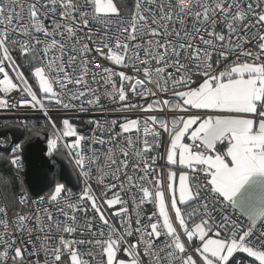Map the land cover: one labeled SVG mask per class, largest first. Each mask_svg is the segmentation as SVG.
Instances as JSON below:
<instances>
[{"label":"snow or ice","instance_id":"6c2138e0","mask_svg":"<svg viewBox=\"0 0 264 264\" xmlns=\"http://www.w3.org/2000/svg\"><path fill=\"white\" fill-rule=\"evenodd\" d=\"M104 99L138 115L81 135L73 115ZM17 108L44 114L82 187L0 206V264H264V0H0Z\"/></svg>","mask_w":264,"mask_h":264},{"label":"water","instance_id":"95a60500","mask_svg":"<svg viewBox=\"0 0 264 264\" xmlns=\"http://www.w3.org/2000/svg\"><path fill=\"white\" fill-rule=\"evenodd\" d=\"M86 127L85 122L83 127L78 126L77 129L83 132ZM6 137H9L10 143L21 141L23 145L21 150L24 162L22 178L30 196L36 197L48 191L54 185L55 165L51 160L58 165V179L70 189L78 187L77 174L65 152L60 150L64 155L58 152L52 157L45 153L47 136L44 132L30 130L25 133L24 128L20 125L5 123L0 128V150L8 152V145L5 143Z\"/></svg>","mask_w":264,"mask_h":264},{"label":"built area","instance_id":"2783aa9c","mask_svg":"<svg viewBox=\"0 0 264 264\" xmlns=\"http://www.w3.org/2000/svg\"><path fill=\"white\" fill-rule=\"evenodd\" d=\"M46 23H48V22L46 21ZM177 27H179V25H177ZM116 70L119 71L120 70L119 67H117ZM92 86L93 87H96L95 85H92ZM138 102L139 103H144V100H140ZM102 104H103L104 110H101L99 108H96V109H93V110L88 111V112H85V113H76V114H74L73 117L80 118L81 121H82V123L79 124L78 126L79 127H83L84 126V123L87 122L89 119H96V120H100V121H104V120H109L110 121L112 119L123 120L124 118L133 119V118H136V116L138 115L135 112L118 113V112L112 111V108L115 107V105L111 104V102L109 100H107V99H104L102 101ZM50 115L53 116V117H55L56 113L55 112H52V113H50ZM1 120L5 121L6 123H12V124L20 125L21 127L24 128V130L29 127V124L32 121H35V122L40 121L41 123H43L45 121L47 122V120L45 119V116H44V114L42 112L37 111L35 109H30V108L0 109V121ZM57 123L59 124V121H57ZM25 125H27V126H25ZM78 126H76V127H78ZM92 127L93 126H87L83 132H80V134L81 135H88V134H90L91 131H92ZM117 130H118V126H117ZM44 133L48 137V135L50 133V126H49V124H48L47 131L44 132ZM97 135H99V133ZM133 139H135V136H133ZM5 143L8 145V153L11 156V149L17 143H10L9 137H6ZM18 143H21V141L18 142ZM45 146H46V152L45 153L47 154V138H46V141H45ZM85 147H87V145H85ZM95 147L97 149H100V145H95ZM61 150H63L65 152V154H66V150H64L63 148ZM18 154L21 155L22 166H21L20 169H17L13 165L12 166L19 173V176H20V175H22V173L20 174V172H23V170H24V162H23V157H22L21 152L18 153ZM163 163H164V161H160L159 162V164H163ZM159 164L157 165V167L159 166ZM72 167H73V164H72ZM73 169H74V167H73ZM74 171H75V169H74ZM76 174H77V172H76ZM77 178H78V176H77ZM81 187H82V182L78 179V187L76 189H71V190L74 193L79 194V192L81 190ZM93 189L97 193H99L101 191L97 187V185L95 184V182H93ZM46 194L47 193L44 192V193H42V194H40V195H38L36 197H32L29 194L28 195L29 198H30L29 199V204L27 205V208H26V210L24 212L32 211L36 207V205H32L31 204V201L32 200H38L40 196H44ZM129 199H130V197H129ZM4 205H6V203L3 200L2 195L0 194V206H4ZM147 210H149L150 213H151L152 206L151 205H146L144 207V210L141 212V215L142 216H146ZM112 211H115V209H111V210L106 209L105 210V215L108 216L109 219L112 220L117 226H119V224H120L119 218L118 217L117 218H113L111 216V212ZM13 215L14 214L10 213V211H9V218H11ZM144 222L147 223L146 219H145ZM33 239H35V236L33 237ZM41 258H43V257H41Z\"/></svg>","mask_w":264,"mask_h":264},{"label":"trees","instance_id":"16d2710c","mask_svg":"<svg viewBox=\"0 0 264 264\" xmlns=\"http://www.w3.org/2000/svg\"><path fill=\"white\" fill-rule=\"evenodd\" d=\"M5 123V121L1 120L0 128ZM47 128L48 122L46 121L43 123H41L40 121H32L30 122L29 127L25 129V133L30 130L46 132ZM9 161L10 154L5 150H0V194L2 195V198L5 201L10 213L15 214L17 210L25 211L27 208V206H25L23 209L20 208V205L17 202L19 194L21 193V191H24L29 195V192L27 191V188L24 184L22 175L19 176V173L14 169V167L10 164ZM51 162L55 165V182L56 180H58L57 164L53 160H51ZM21 173L22 172H20V174ZM65 187L69 189L67 186ZM49 191L50 189L46 191V193H48ZM149 214L150 211L147 210L146 216Z\"/></svg>","mask_w":264,"mask_h":264},{"label":"rangeland","instance_id":"374dc122","mask_svg":"<svg viewBox=\"0 0 264 264\" xmlns=\"http://www.w3.org/2000/svg\"><path fill=\"white\" fill-rule=\"evenodd\" d=\"M72 123H73L74 125L78 126L79 124H81V123H82V121H81V119H80V118L73 117V119H72ZM57 172H58V165H57ZM56 183H62V184H64V183H63V182H61L59 179H58V180H56V181L54 182V185H55ZM54 185H53V186H54ZM240 256H246V254H243V253H241V255H240ZM249 259H251V258H249ZM257 264H258V262H257Z\"/></svg>","mask_w":264,"mask_h":264},{"label":"crops","instance_id":"0c3cea01","mask_svg":"<svg viewBox=\"0 0 264 264\" xmlns=\"http://www.w3.org/2000/svg\"><path fill=\"white\" fill-rule=\"evenodd\" d=\"M177 183H178V177H177ZM239 255H241V254H239Z\"/></svg>","mask_w":264,"mask_h":264}]
</instances>
